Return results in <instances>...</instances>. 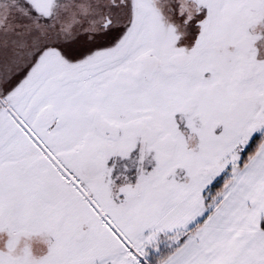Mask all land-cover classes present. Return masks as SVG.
<instances>
[{"label":"snow or ice","instance_id":"6c2138e0","mask_svg":"<svg viewBox=\"0 0 264 264\" xmlns=\"http://www.w3.org/2000/svg\"><path fill=\"white\" fill-rule=\"evenodd\" d=\"M0 264H264V0H0Z\"/></svg>","mask_w":264,"mask_h":264}]
</instances>
